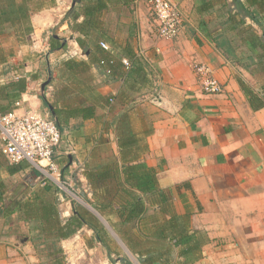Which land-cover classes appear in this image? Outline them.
<instances>
[{
	"label": "crops",
	"instance_id": "0c3cea01",
	"mask_svg": "<svg viewBox=\"0 0 264 264\" xmlns=\"http://www.w3.org/2000/svg\"><path fill=\"white\" fill-rule=\"evenodd\" d=\"M171 1L161 40L148 0H0V114L62 134L47 173L0 138V264H107L108 227L125 264H264V0Z\"/></svg>",
	"mask_w": 264,
	"mask_h": 264
},
{
	"label": "built area",
	"instance_id": "2783aa9c",
	"mask_svg": "<svg viewBox=\"0 0 264 264\" xmlns=\"http://www.w3.org/2000/svg\"><path fill=\"white\" fill-rule=\"evenodd\" d=\"M148 5L156 24L157 38L173 40L178 37L183 25L178 6L171 0H148ZM101 46L107 49L105 44ZM122 63L130 69L129 60L124 59ZM192 68L204 94L223 92V86L213 77L209 67L193 63ZM0 138L2 152L10 162H27L43 173L55 172L53 156L62 142V134L55 121L35 111H26L22 115L16 112L0 114Z\"/></svg>",
	"mask_w": 264,
	"mask_h": 264
},
{
	"label": "rangeland",
	"instance_id": "374dc122",
	"mask_svg": "<svg viewBox=\"0 0 264 264\" xmlns=\"http://www.w3.org/2000/svg\"><path fill=\"white\" fill-rule=\"evenodd\" d=\"M109 239L107 240V245H103V249L101 250V254H103V259L105 258V251L108 252V263L107 264H125L123 260L120 259V256L128 257L126 255L129 253L127 249V244L122 243L116 236V233L113 228L108 227ZM126 244V245H125ZM95 246V245H94ZM98 246V245H97ZM101 246H98V248ZM77 248V247H76ZM74 248L73 245H69L67 243L53 246L52 244L45 245V256H49L50 254L54 255V259H60L59 257H64L65 264H100L99 260H95V255H98L100 258V249L94 250V252L90 255L85 254V252L79 251V249ZM58 249L62 250L63 254H59ZM54 250V251H52ZM54 253V254H53ZM132 258V257H131ZM47 260V259H46ZM53 261V260H52ZM50 260H47L46 264H49Z\"/></svg>",
	"mask_w": 264,
	"mask_h": 264
},
{
	"label": "trees",
	"instance_id": "16d2710c",
	"mask_svg": "<svg viewBox=\"0 0 264 264\" xmlns=\"http://www.w3.org/2000/svg\"><path fill=\"white\" fill-rule=\"evenodd\" d=\"M50 41L53 42V39H51ZM62 237H64L63 234H62ZM58 252H59V254H63L61 249L58 250ZM59 258H60V259H54V261H57L58 264H65V262H64V257L61 256V257H59Z\"/></svg>",
	"mask_w": 264,
	"mask_h": 264
}]
</instances>
